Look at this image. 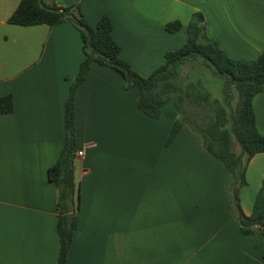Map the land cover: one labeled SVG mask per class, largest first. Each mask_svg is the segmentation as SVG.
<instances>
[{"label":"crops","instance_id":"crops-1","mask_svg":"<svg viewBox=\"0 0 264 264\" xmlns=\"http://www.w3.org/2000/svg\"><path fill=\"white\" fill-rule=\"evenodd\" d=\"M20 1L0 0V97L12 99V111H0V264H56V188L48 169L64 144L65 103L82 42L68 22L9 24ZM41 1L79 7L90 26L107 17L120 59L142 77L185 43L194 19L232 59L264 52V0ZM175 21L180 29L167 32ZM137 99V88L124 90L117 71L96 63L75 91L76 151L91 147L73 162L79 205L65 264H264V239L239 233L230 176L202 136L183 122L167 141L176 107L166 104L152 119ZM252 108L264 135V92ZM262 181L264 153L249 161L239 190L245 216Z\"/></svg>","mask_w":264,"mask_h":264},{"label":"trees","instance_id":"trees-1","mask_svg":"<svg viewBox=\"0 0 264 264\" xmlns=\"http://www.w3.org/2000/svg\"><path fill=\"white\" fill-rule=\"evenodd\" d=\"M7 22L18 26L50 27L68 22L77 30L82 42L83 60L70 84L65 103L64 144L57 161L48 169V179L56 188L59 238L56 264L66 263L76 226L79 194L73 171L76 152L74 95L92 63L117 71L124 90L137 88V108L149 118H160L161 108L166 104L176 107L179 119L173 123L167 141L177 134L183 122L189 123L202 136L206 151L230 176V209L239 233L264 239V181L255 196L250 216L243 214L238 196L240 188L246 184L245 171L249 161L256 154L264 153V135L256 128L252 108L253 97L264 92V52L254 60L232 59L205 35L202 23L194 19L187 26L185 43L177 50L167 51L164 64L142 77L120 59V48L111 35V22L105 16L95 26H90L77 6L59 8L46 6L41 0H21ZM180 27L175 21L166 24L165 30L175 33ZM195 64L221 80V100L214 97L200 79L190 80L188 73L182 71L183 67L191 70ZM234 99L237 101L232 108ZM186 104L203 108L206 119L197 114L201 123L192 122L187 118ZM0 111L4 114L12 111L10 96L0 97Z\"/></svg>","mask_w":264,"mask_h":264},{"label":"rangeland","instance_id":"rangeland-1","mask_svg":"<svg viewBox=\"0 0 264 264\" xmlns=\"http://www.w3.org/2000/svg\"><path fill=\"white\" fill-rule=\"evenodd\" d=\"M193 69V70H192ZM191 70H189V68L187 69L186 67H183L182 71L186 72L190 78V80H196V79H200V81L204 84V86L212 92L213 96L218 98V99H222V89L219 86L218 83H214L212 82V80H210L209 76L207 75V73H205V69L200 66L195 64L193 66ZM237 100L234 99L233 102H231V107L233 108V104H235ZM185 108V112L187 110V118L190 119L192 122H195L196 124H199L198 121V115L200 114V116H203L206 119L205 116V110L199 106H194L193 104H186Z\"/></svg>","mask_w":264,"mask_h":264},{"label":"built area","instance_id":"built-area-1","mask_svg":"<svg viewBox=\"0 0 264 264\" xmlns=\"http://www.w3.org/2000/svg\"><path fill=\"white\" fill-rule=\"evenodd\" d=\"M87 147L89 148V147H91V146L88 145V146H86V147L83 148V149L77 150V151L75 152V158H77V159L82 158V157L84 156V154H85V149H86Z\"/></svg>","mask_w":264,"mask_h":264},{"label":"water","instance_id":"water-1","mask_svg":"<svg viewBox=\"0 0 264 264\" xmlns=\"http://www.w3.org/2000/svg\"><path fill=\"white\" fill-rule=\"evenodd\" d=\"M198 23H200L201 22V20L200 19H198V20H196ZM233 150H234V146H233ZM70 220H71V216H69L68 218H67V222L69 223L70 222Z\"/></svg>","mask_w":264,"mask_h":264}]
</instances>
